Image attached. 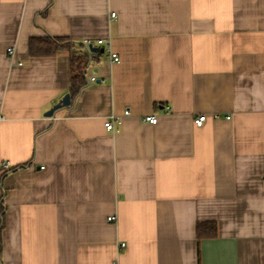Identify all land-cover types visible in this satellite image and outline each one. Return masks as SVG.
<instances>
[{
  "label": "crops",
  "instance_id": "1",
  "mask_svg": "<svg viewBox=\"0 0 264 264\" xmlns=\"http://www.w3.org/2000/svg\"><path fill=\"white\" fill-rule=\"evenodd\" d=\"M2 173L0 264H264V0H0Z\"/></svg>",
  "mask_w": 264,
  "mask_h": 264
},
{
  "label": "trees",
  "instance_id": "2",
  "mask_svg": "<svg viewBox=\"0 0 264 264\" xmlns=\"http://www.w3.org/2000/svg\"><path fill=\"white\" fill-rule=\"evenodd\" d=\"M30 54L33 57L52 56L60 53H69L70 76L71 82L66 93H70L71 104L82 91V88L87 84V76L85 70L91 63V58L99 54V48L92 50L87 48L81 42L71 40L69 37H37L32 38L29 43ZM63 94V95H64ZM4 173L0 175V178ZM3 208V206H1ZM4 214V209L2 210ZM3 224L0 223V229ZM196 233L199 240L203 238H215L218 236V223L214 221H203L198 223ZM2 249V239L0 238V254Z\"/></svg>",
  "mask_w": 264,
  "mask_h": 264
},
{
  "label": "built area",
  "instance_id": "3",
  "mask_svg": "<svg viewBox=\"0 0 264 264\" xmlns=\"http://www.w3.org/2000/svg\"><path fill=\"white\" fill-rule=\"evenodd\" d=\"M111 16H115V13H111ZM82 43L87 48L96 47V44H98V45H103L104 47L110 49L109 42L107 40H105V39H97L94 42L90 38H85V39L82 40ZM13 53H14V48L12 46H8V54L10 56H12ZM111 57H112L113 60L119 61V56H118V54L116 52H112L111 53ZM20 64H22V63H20ZM92 80L95 81L96 79L95 78H92ZM129 112H130V110L127 109L124 112V115L129 114ZM229 117H227V118H229ZM143 118H144V120L146 122H149L150 124H153V125H155L158 122V117H157V115H154V114H146V115L143 116ZM206 119H207L206 114L200 113L199 115H197V117L194 120L195 126H197V127L202 126L205 123ZM117 123L118 124L121 123V118L120 117H117V116H114V117H112V119H108L105 122V127L107 128V130H111V131L115 130L116 131L118 129L116 127V124ZM1 165H2V168L4 170H7V169L10 168V165L7 162H3ZM115 218H116V216H109V217H107V220L108 221H114ZM121 246L123 247V246H125V244L124 243H121Z\"/></svg>",
  "mask_w": 264,
  "mask_h": 264
},
{
  "label": "water",
  "instance_id": "4",
  "mask_svg": "<svg viewBox=\"0 0 264 264\" xmlns=\"http://www.w3.org/2000/svg\"><path fill=\"white\" fill-rule=\"evenodd\" d=\"M97 48H98L97 46L91 47L92 50H96ZM101 50L104 51V48L101 47ZM70 101H71V96L70 93L68 92L63 96H61L59 101L55 103L54 106L50 110H48L45 114L47 116H52L57 109L68 106L70 104Z\"/></svg>",
  "mask_w": 264,
  "mask_h": 264
}]
</instances>
